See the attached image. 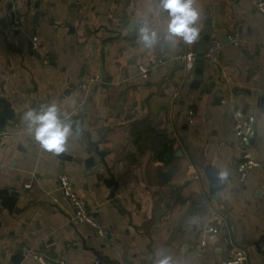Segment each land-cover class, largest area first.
Returning a JSON list of instances; mask_svg holds the SVG:
<instances>
[{"label":"crops","instance_id":"0c3cea01","mask_svg":"<svg viewBox=\"0 0 264 264\" xmlns=\"http://www.w3.org/2000/svg\"><path fill=\"white\" fill-rule=\"evenodd\" d=\"M257 1L193 0L199 32L189 44L168 33L159 0H0V98L15 111L0 132V191L19 192L13 210L0 199V264H9L18 243L47 264H224L233 244L247 249L248 264H264V15ZM37 2L45 16L35 24ZM208 21L222 47L218 62L205 60L204 88H195L183 56L197 52ZM144 27L155 33L151 44ZM34 36L40 56L30 47ZM150 63L148 79L141 78L140 66ZM95 75L101 83L91 81ZM51 104L70 127L60 152L43 148L25 118ZM249 117L256 120L251 147L259 166L242 181L234 124ZM87 134L120 182L114 198L95 174H85V163L58 157L90 158ZM207 165L225 183L219 202ZM61 174L104 235L74 219ZM199 206L180 225L185 211Z\"/></svg>","mask_w":264,"mask_h":264},{"label":"built area","instance_id":"2783aa9c","mask_svg":"<svg viewBox=\"0 0 264 264\" xmlns=\"http://www.w3.org/2000/svg\"><path fill=\"white\" fill-rule=\"evenodd\" d=\"M23 0H13V4L19 6ZM255 7L264 15V0H258ZM12 24L16 27H20V22L18 21L17 15H10ZM143 29H146L145 27ZM234 43L238 44L239 39L234 38ZM32 46L36 51L40 50V39L37 36L32 38ZM222 47L221 41L218 38L212 37L205 51V59L209 62L215 63L219 60V51ZM186 63V70L189 74L193 75L198 56L195 51H190L183 56ZM157 63L155 60L152 63ZM152 63L149 65H142L139 68V75L143 79H148L151 70L154 68ZM91 81L95 83H101V75H95ZM86 87V86H85ZM193 112H190V123H194L192 119ZM256 120L253 117H249L246 120H238L234 124V133L237 137L238 142L241 145L242 149V162L238 165V170L240 173V179L243 181L247 178L249 172L259 166V163L254 159L253 150L251 147L252 140L256 136ZM58 181L60 188L65 195V197L70 201L74 208V219L81 223H88L94 228L98 229L101 235H104V231L100 229L99 222L95 218V213H93L87 206L85 200L81 198L75 191L74 184L70 177L67 174H61L58 176ZM210 231H213V228H209ZM202 245H206L205 242H202ZM233 255L226 261L224 264H248L250 260V255L247 249L233 244ZM25 254L31 258V260L38 264H47L46 258L39 254L35 250L25 249ZM61 263H64L63 261ZM96 264H99L96 261Z\"/></svg>","mask_w":264,"mask_h":264},{"label":"water","instance_id":"95a60500","mask_svg":"<svg viewBox=\"0 0 264 264\" xmlns=\"http://www.w3.org/2000/svg\"><path fill=\"white\" fill-rule=\"evenodd\" d=\"M36 8L38 9V11L36 12L34 17V23L38 24L40 17L45 16V12L39 10L40 8L39 2L36 3ZM133 21L136 20L133 19ZM134 23H132V25H134ZM212 36H213L212 24L211 21H208L207 28L202 37V43L197 47V52H196L198 56V60L193 74L194 75L193 85L195 88H199L202 86L203 76H204V65L206 60L204 55H205L206 45L211 40ZM226 40L230 41V39H224L223 41ZM30 47L32 48V50H34L32 46V42ZM34 53L40 56L38 51L34 50ZM110 83H111V79L106 78L104 84L107 86ZM202 87L204 88V86ZM222 96L223 93L221 92L217 93V97H218L217 103L220 104L222 103V99H221ZM14 116H15V111L11 108V103L5 97L0 98V132L6 129L8 121L12 119ZM89 136L90 135L87 136L88 137L87 139L85 138L86 141L83 143V145L85 147L84 150L91 155L90 158L86 160L80 158H74L72 155H67V153L64 152L59 153L58 157L62 160H68L70 162L74 161L78 164L85 163L87 167V171L85 174L86 175L88 173L95 174L99 182L102 181L107 187L112 189L111 196L112 198H114L115 193L118 191L120 187V182L117 181L115 174L112 172V168L109 167L108 162L106 161V153L104 151H100L99 145L97 143H94L91 137L89 138ZM254 142H255V138L252 140V143ZM94 153H98L100 155L101 161L99 163H97L96 159L94 158L93 156ZM205 171L209 180L210 193L213 196V198L219 202V190L225 187V183L223 182V179L221 177V171L212 165H207L205 167ZM18 196H19V192L17 191V188H12V189L7 188L0 191V199L2 201V204L3 206L7 207L9 210H13L16 201L18 199ZM200 208L202 207L199 206V207L187 209L183 215V220L180 221V225L183 224L184 220L188 216L193 214L197 215L198 210H200ZM163 214H164L163 211L159 212L157 216L156 228L160 227ZM176 231H178V229H176ZM19 246H21V243H18V250L15 254L11 256L9 264H23L24 262H27V264H29L31 258L25 254V249ZM3 249L8 250V246L5 245ZM97 261L99 264H102L101 259H98Z\"/></svg>","mask_w":264,"mask_h":264},{"label":"clouds","instance_id":"9594fccd","mask_svg":"<svg viewBox=\"0 0 264 264\" xmlns=\"http://www.w3.org/2000/svg\"><path fill=\"white\" fill-rule=\"evenodd\" d=\"M159 5L167 12V30L171 36L180 37L189 44L196 40L199 30L194 25L199 18V10L193 6V0H159ZM142 32L143 40L151 44L155 33L149 34L147 29ZM25 118L31 122L35 139L43 148L56 152L63 150L70 127L59 118L55 104L47 105L39 112L29 109ZM158 264H169V258L160 260Z\"/></svg>","mask_w":264,"mask_h":264},{"label":"trees","instance_id":"16d2710c","mask_svg":"<svg viewBox=\"0 0 264 264\" xmlns=\"http://www.w3.org/2000/svg\"><path fill=\"white\" fill-rule=\"evenodd\" d=\"M161 158V157H160Z\"/></svg>","mask_w":264,"mask_h":264}]
</instances>
